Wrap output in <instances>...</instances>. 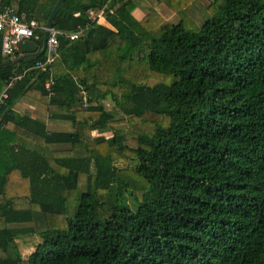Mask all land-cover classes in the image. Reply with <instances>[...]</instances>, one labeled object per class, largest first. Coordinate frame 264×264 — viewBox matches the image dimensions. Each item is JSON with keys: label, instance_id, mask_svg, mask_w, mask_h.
<instances>
[{"label": "trees", "instance_id": "1", "mask_svg": "<svg viewBox=\"0 0 264 264\" xmlns=\"http://www.w3.org/2000/svg\"><path fill=\"white\" fill-rule=\"evenodd\" d=\"M56 1L41 20V0L2 6L45 25ZM105 1L64 0L53 28L83 35L59 37L49 70L27 72L0 108V220L19 213L5 198L19 175L46 223L27 260L31 244L13 241L0 264H264V0H214L196 30L199 0H155L177 24L149 6L137 21L143 0H122L105 14L113 30L86 16ZM43 58L1 68L0 94ZM21 100L71 131L18 116Z\"/></svg>", "mask_w": 264, "mask_h": 264}, {"label": "crops", "instance_id": "2", "mask_svg": "<svg viewBox=\"0 0 264 264\" xmlns=\"http://www.w3.org/2000/svg\"><path fill=\"white\" fill-rule=\"evenodd\" d=\"M91 1L92 0H77V2L82 4H87ZM44 3L45 7H48V0H46ZM141 5H143V8L137 7L131 14L135 20L141 21L147 15V13L144 12L146 10L144 7L149 6L167 21H170L169 16H171L173 12L169 10L164 4H158L155 2V0H152V3H149V0H143ZM172 15L175 16L174 13ZM98 25L113 30V28L107 23L106 16H104L103 19L99 21ZM75 75H77V73ZM13 111L18 116H27L32 119L39 120L40 122L44 123L48 132H58L57 129H60L58 124L52 122L54 120L49 119L46 110L33 102L21 100L13 107ZM57 122L63 123L60 121ZM70 131L71 130H66L65 132ZM58 147L63 146H50L49 149L52 151L64 150V148L61 149ZM28 195L29 188L20 179V176H12L10 184L6 189L5 198L12 202L13 207L18 210L19 213L6 215L5 218L8 219V221L0 220L1 262H5L14 256L16 249L14 243H12L13 241H16L19 247L24 244H31L30 246L25 247V249L22 251L23 260H27L29 256L34 253L35 247L41 243L40 234L46 230V223L43 215L38 212V207L30 203ZM1 202L2 200L0 198V203ZM0 215H2V212H0Z\"/></svg>", "mask_w": 264, "mask_h": 264}, {"label": "built area", "instance_id": "3", "mask_svg": "<svg viewBox=\"0 0 264 264\" xmlns=\"http://www.w3.org/2000/svg\"><path fill=\"white\" fill-rule=\"evenodd\" d=\"M5 0H0V34H1V56L10 60L16 59V54L20 53V45L23 42L31 39L38 40L37 32H47L48 38L46 41L43 56V60L37 62L34 67L24 70L20 75H15L5 82V86L0 94V108L5 106L9 97V91L15 86V84L22 79V77L30 70H41L46 72L49 67L59 56V37H64L70 42L76 41L80 38L84 30L80 29L74 33L61 32L53 27L49 30L45 25L39 24L35 19H29L24 13H18L14 6H2ZM122 0H106L105 3L97 10H88L86 12L87 18L92 23H99L109 10L111 4L118 3ZM78 14H74V17ZM41 48V47H40ZM40 48L38 50H40ZM54 87V80L52 75L46 79L44 83V90L48 94H52ZM83 106L86 107V99H83Z\"/></svg>", "mask_w": 264, "mask_h": 264}, {"label": "rangeland", "instance_id": "4", "mask_svg": "<svg viewBox=\"0 0 264 264\" xmlns=\"http://www.w3.org/2000/svg\"><path fill=\"white\" fill-rule=\"evenodd\" d=\"M212 1H214V0H199V2L197 4V8H195L194 12H193L194 13L193 16L195 18V21H194V25H192V28H194L195 30L200 28L201 25L207 19H209L211 17L209 12L207 11V6ZM135 3L137 5V7L143 8L142 7L143 5H141L139 2L135 1ZM149 3H152V0H149ZM40 4L41 5H39L38 9L35 12V16L39 20H41V18H42L41 15L44 14L46 11V7H45L43 0H41ZM144 9H145V7H144ZM144 12L147 13V10H145ZM172 14H171V16H169V18H170L169 22H170V24H177L178 18H177V16H174ZM106 105L112 106L110 100L106 101ZM38 106H40V105H38ZM40 107H42V106H40ZM42 108L45 109L44 107H42ZM52 122L55 124H58V126L60 128V129H57L58 132H65L66 130H71V124L68 122H63V123H58L57 121H52ZM117 129L123 131V136L125 137V144L131 148H135L136 144H137L136 137L130 133L124 132L127 128L123 125L118 126ZM108 134H110V133H108ZM58 148H61V149L64 148V150H65V149H68L69 147L63 146V147H58ZM117 166H118V168H124L125 164L122 161H120V163H118Z\"/></svg>", "mask_w": 264, "mask_h": 264}, {"label": "water", "instance_id": "5", "mask_svg": "<svg viewBox=\"0 0 264 264\" xmlns=\"http://www.w3.org/2000/svg\"><path fill=\"white\" fill-rule=\"evenodd\" d=\"M63 3H64V0H57L56 1L55 5H54L52 11L50 12V15L46 21V24H45V27L47 30H49L53 27V20H54L56 14L58 13V11L62 8ZM47 38H48V33L44 32L43 39H42V45H41L40 50H38L39 49L38 46L34 45L33 43H31L29 41L23 42L20 45L21 56L12 60L9 63L0 65V69L5 68V67L18 66L21 62L39 58L44 52Z\"/></svg>", "mask_w": 264, "mask_h": 264}]
</instances>
